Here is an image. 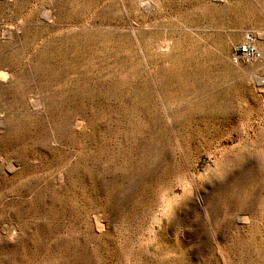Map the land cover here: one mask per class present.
Returning <instances> with one entry per match:
<instances>
[{
  "label": "rangeland",
  "instance_id": "rangeland-1",
  "mask_svg": "<svg viewBox=\"0 0 264 264\" xmlns=\"http://www.w3.org/2000/svg\"><path fill=\"white\" fill-rule=\"evenodd\" d=\"M249 35L264 0H0V264H264Z\"/></svg>",
  "mask_w": 264,
  "mask_h": 264
},
{
  "label": "built area",
  "instance_id": "built-area-1",
  "mask_svg": "<svg viewBox=\"0 0 264 264\" xmlns=\"http://www.w3.org/2000/svg\"><path fill=\"white\" fill-rule=\"evenodd\" d=\"M260 42H264V38L246 36L241 43L233 48L232 62L248 64L256 60H264V47H259Z\"/></svg>",
  "mask_w": 264,
  "mask_h": 264
},
{
  "label": "bare ground",
  "instance_id": "bare-ground-1",
  "mask_svg": "<svg viewBox=\"0 0 264 264\" xmlns=\"http://www.w3.org/2000/svg\"><path fill=\"white\" fill-rule=\"evenodd\" d=\"M144 2V1H143ZM146 4H150V2L148 3L147 1H146ZM144 5V4H143ZM150 6V5H149ZM152 8V7H151ZM154 9V8H153ZM141 30V29H140ZM261 38V37H260ZM172 42V41H171ZM157 44H159V42L157 43ZM264 44V43H263ZM169 48V44L167 43V42H163L162 43V46H161V49H163V50H167ZM140 49V48H139ZM141 51V50H140ZM139 51V52H140ZM170 55V54H169ZM165 56V55H164ZM258 61V60H257ZM147 62V61H146ZM252 62H254V61H252ZM251 62V63H252ZM169 117V116H168ZM171 120V119H170Z\"/></svg>",
  "mask_w": 264,
  "mask_h": 264
}]
</instances>
